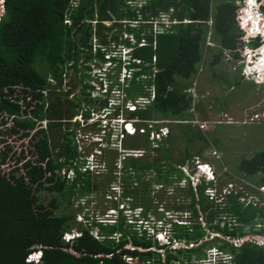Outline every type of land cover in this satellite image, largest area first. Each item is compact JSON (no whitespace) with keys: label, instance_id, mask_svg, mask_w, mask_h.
I'll return each instance as SVG.
<instances>
[{"label":"trees","instance_id":"obj_1","mask_svg":"<svg viewBox=\"0 0 264 264\" xmlns=\"http://www.w3.org/2000/svg\"><path fill=\"white\" fill-rule=\"evenodd\" d=\"M131 1L78 0L76 10L70 11V24L64 22L70 0L4 2V13L0 17V114L13 115L14 125L9 130L20 129L24 136L35 128L34 118L47 117L48 122L46 128L35 129L31 136L34 158L39 163L32 165V161L26 160L22 164L24 172L0 173V264H132L128 257L136 258L140 264H195L201 259L209 261L204 248L211 246L230 256L231 264H264V244L246 240L236 245L234 241L245 235L264 237V206L252 200H241L242 196L255 195L256 191L260 194L255 186L243 184L237 190L232 185L223 191L228 188L227 184L236 183L234 175L228 173L216 174L215 181L197 179L192 182L181 167L192 166L190 143L205 140L202 133H187L191 124L175 123L184 144L181 155L174 156L171 134L161 140L150 139L151 128L148 123L146 126L147 121L180 116L192 106V96L186 89L202 60V42L209 17L212 37L218 47L211 50L208 68L221 60L222 48H236L242 35L235 20L236 0H148L140 8L136 27L118 22L125 17L136 19L138 16L128 5ZM161 11L179 20L193 21L173 25L171 31L154 35L150 20ZM94 19L99 20L95 37L100 43L132 46L129 61L139 70L123 87L125 100L147 96L148 85L153 84L156 94L148 106L129 111L124 104H111L108 110L107 105L113 98L110 90L103 98L92 96V86L85 80L91 79L89 62L93 57L94 26L90 20ZM104 19L111 24L104 25ZM244 28L248 30V26ZM124 32L133 35V44L123 38ZM142 39L145 44L138 45ZM96 55L104 60L102 52ZM154 55L156 62L152 63ZM73 56L77 61L76 84L78 76L86 83L81 84L80 93L62 100L60 96L71 94L59 93L58 87L62 83L63 68ZM40 59L46 61L43 72L36 68ZM49 77L55 84L48 81ZM232 81L238 84L239 77L232 76L227 85L233 86ZM18 84L24 85L22 92L31 95L28 101L23 97L24 109L12 97L13 86ZM115 84L118 85L116 79ZM26 85L42 86L50 92V101H45L43 93L28 91ZM97 107L106 110V114H98L95 121L88 123L90 110ZM77 113L82 115L83 122L72 121ZM120 114L123 119L137 118L139 122H134L135 125L146 126L144 133H122L120 143L124 151L113 146L118 139H112L110 126L112 118ZM79 127L83 131L92 129L87 130L91 133L89 136L81 139L82 146L76 141L75 132ZM94 136L100 137L99 141H94ZM206 139L210 140L208 136ZM102 142L108 144L102 146ZM205 146L203 143L197 146L200 147L197 155ZM96 148L99 152L95 155L108 156L107 164L96 169L85 167L82 171L78 163H84L82 158ZM140 148L143 149L141 155L126 151ZM0 157L5 161L6 152H1ZM119 163L121 170L117 169ZM63 168L74 172L72 183L61 175ZM237 168L247 178L259 175L264 184V147L249 156L242 155ZM121 177L129 185L127 206L141 208L139 224L127 222L122 214L119 216L118 204H115L118 214L112 222H92L98 227V233H93V226L79 223L75 226L78 236L65 241L63 233L74 228L70 224L74 215L56 212L60 196L72 204L76 184L80 191L99 193ZM135 182L137 185H132ZM208 189L214 195L207 194ZM43 191L50 195L47 202L42 197ZM260 200L263 202V196ZM176 211L178 213L174 214ZM160 230L168 234L167 243L150 235ZM211 232L217 235L209 238ZM174 241H183L184 246L173 247ZM215 241L218 243L214 245ZM192 243L198 244L189 246ZM39 246L42 249L40 261H26L27 255Z\"/></svg>","mask_w":264,"mask_h":264},{"label":"rangeland","instance_id":"obj_2","mask_svg":"<svg viewBox=\"0 0 264 264\" xmlns=\"http://www.w3.org/2000/svg\"><path fill=\"white\" fill-rule=\"evenodd\" d=\"M243 2L244 0L236 1L238 6H240L238 7L237 14L240 13L243 14L245 12L247 18L248 16L247 14H249V12L246 11V9L243 10L242 8ZM250 20H252V26H251L252 29L254 18ZM256 29L260 30L256 32L264 33V29L262 27L259 26ZM93 45L95 46V43L92 44V49H93ZM262 50L263 49H261V51ZM125 52H127V50H125ZM210 54L211 51L209 50V52L206 53L205 59L203 61L204 68L199 74L196 83V91L201 97H198L196 99V104L194 105L196 107L194 108V111L193 112L189 111L183 115L175 117L174 119H159L157 121L161 122V124H166L168 126L169 133H166L165 136L171 134L173 138L174 156L181 155V152L183 151L184 142L181 139L177 129H175L174 126L175 123L167 124L165 122H180L181 120H186L187 122L192 123V125H194L197 128V126L191 120L198 119L201 121H206L207 126L203 129V131L210 139L211 148L208 151L206 149L203 152L202 156H200L197 159L200 160V163L207 164L205 165L207 166V168L211 167V170L207 171L209 173V177L210 175L216 177V174L219 175L220 173H228L234 175L236 179V183H233V187H235L237 190H240L243 187V184H248L255 187L260 186L259 184L256 183L259 175L247 178L244 174L239 172L237 166L239 163V158L242 155L249 156L255 150L264 147V123L252 124L251 122H248V119H246L248 112H250L253 108L260 110L264 109V83L255 82L254 83L255 86H250L248 83H245V85L244 83L235 84V82L232 81L231 85H233L234 87L231 89L230 86L227 84L229 81H231L232 75L234 76L236 75L232 73L228 63L225 62V60H222L218 62L215 66L208 68L209 66L208 60ZM263 55L264 54H261L258 57L257 61H259ZM124 58H127V56H124ZM257 61L255 63H257ZM45 63H46L45 60H41V59L38 60L36 67L37 70L39 69L41 72H43ZM96 66H97L96 63L91 64L92 73H93V68ZM74 69H75V62L73 56L72 59L68 62V67L66 68V72L68 75L66 77L67 78L66 82L64 81L65 84L64 89L66 90L69 89V87H72L75 89V92H77L78 87L73 86L76 80L72 74L74 72ZM116 71H118V69H116ZM120 81H122V79H120ZM239 81L242 82L244 81V79L240 78ZM190 82L191 80L189 81V85ZM107 83L108 85L110 84V82L108 81ZM93 84L95 86V89L100 91L97 83H93ZM117 88L120 90L121 86ZM93 96L103 98L99 92H95ZM110 106L111 104L107 106L108 110H111V108H109ZM106 112H107L106 110H103L100 107H97L96 109L95 108L91 109L89 114L91 115L92 118L88 120V123H90L91 120L96 119L98 114L101 115L103 114L104 116ZM224 114L226 115L224 116ZM75 119L83 121L80 115L75 116L73 120ZM224 119L228 121L230 120V123L223 122ZM6 122H7L6 124H0V138H3V140L0 141V149L7 150V146L11 147V149L7 152L6 160L4 162L0 161V171L2 173L7 172L9 169L20 167L21 160H26L28 156H30L32 159H34L35 157V154L32 153V151H34L33 150L34 146L31 145V136H29L34 132V130H31L30 134H28L27 136H23L21 135L20 129L17 132H12L9 130V128L14 125L12 120L7 119ZM36 126H38L37 122H36ZM110 126L112 127V132H113L112 139L116 140L117 137L115 134L120 133L123 126L121 125V123H116L114 120H112ZM81 128L82 127H79V129H77L75 132L78 141L81 140L83 137L89 136L91 134L87 130L90 131L92 130L87 128L86 130L83 131V129ZM56 134H58V131L56 132ZM201 143L205 144L203 140L198 143L191 142L190 143L191 150L189 152H194L197 149V146ZM123 150L124 149L120 148V151ZM94 151L95 150H92L93 154H89L87 157H85L86 161L87 158H91L92 155H94L95 157ZM126 151H131L133 152L134 155L142 154V153H138V151L134 149H128ZM22 153L24 155V158L21 159L20 161H17V157L21 156ZM97 156L101 163L100 167L103 168L107 164L108 156L107 155L104 156L97 155ZM174 160L176 161L177 159L174 157ZM71 162L73 164L75 160ZM78 164L80 165L81 170L83 171L84 170L82 167L83 162H79ZM197 165L198 164H196V161H194L195 171L192 176L194 177L195 180L196 178H199L200 175L202 174L200 171H198ZM121 167L122 165L119 163L117 165V169L121 170ZM185 169L187 173H190V170L192 168L185 167ZM60 173L67 180H69V183H72V179L74 178L73 171H69L63 168L61 169ZM81 178H83V176ZM129 182L130 181L128 180V183ZM135 184L137 185V182L133 183L132 185L135 186ZM121 185L123 186L125 191L123 190ZM77 186L78 184L74 186L75 197L73 199V203L69 204L66 199L60 196V204L58 209L56 210L57 213H72L74 215V218L70 221L72 227L74 226L71 233L77 234V227L75 226H77L79 223H81L84 226H88V225L93 226V230H92L93 233L94 234L98 233L99 231L98 227L96 225H93L92 222H98V221H102L103 223L105 221L112 222L113 219L118 214V209L114 207L115 204H118L119 216L122 214L123 216L126 217L127 222L139 224L140 217H138V215L139 212L141 211V208L135 207V210L128 209L126 203L128 198L127 194H128L129 185H127L124 182L122 177L109 183V185L106 187V190L104 192L99 191L98 193L97 191H93V192L80 191L76 189ZM226 186L229 187L231 185L227 184ZM253 194H255L253 195V198L255 200L260 201V196L262 195L259 194L257 191L254 192ZM42 197L44 201L47 202V200L50 198V195L47 191H43ZM261 204L262 206H264V198ZM158 209L160 210L161 207L159 206ZM176 213H178V211L174 212V214ZM256 226H259V224H257ZM211 233L212 234L209 236V238L217 235L214 232ZM161 234H165V230H162ZM113 235L115 237L120 236V234H113ZM71 236L73 235L67 237L70 238ZM159 237H161V235H159ZM162 241L164 242L165 240ZM218 241H215L214 245L218 243ZM177 245L178 244L176 243L175 246ZM189 246H191V244H189ZM206 249L207 247L204 248L205 251ZM211 249L212 251H214L213 248ZM196 264H203V263H196Z\"/></svg>","mask_w":264,"mask_h":264},{"label":"clouds","instance_id":"obj_3","mask_svg":"<svg viewBox=\"0 0 264 264\" xmlns=\"http://www.w3.org/2000/svg\"><path fill=\"white\" fill-rule=\"evenodd\" d=\"M133 1L134 0H132L130 3H128V5L131 7V9H135L136 12L138 11L137 12L138 16L136 17V19H128L127 17H125L123 19H120V20L117 19V20H118V22H121L123 24L127 23L130 26H132V27H136L137 24H138V20L140 18V16H139L140 8L148 0H144V2H143V0H140L141 1L140 5H138V3H134ZM4 2H5V0H4ZM236 6L237 7H236L235 20L237 22V25H238L239 29L242 31V35L239 36L238 42H237V46H236L235 49H226V48H222L221 49L222 50V55H221V60L220 61L225 60V62L228 63L229 68L232 71V73H234L237 77H239V80H240V78L244 79V81H242V82H244V84L247 83V82H250V83H255V82L256 83H264V57H261V59L259 61H257L258 57L264 51V33L256 32V34L254 35L252 31H259V29H256L254 27L253 29L246 30L244 28V24H245L244 22L245 21L248 22V20L252 19L251 11L253 12V15H255L257 17L256 18L257 20L260 17L261 21L264 22V0H255V3H253L252 0H244L242 8H243V10L246 9V11L249 12V15H248V17L246 19L242 18V14L241 13L237 14L238 7H240V6H238L237 3H236ZM77 7H78V0H70L68 8L66 10L64 22H66V20H69L67 22L69 24L72 22V19L69 17V14H70V11L73 12L74 10H76ZM138 7H140V8H138ZM212 8H213V6H212ZM3 13H4V10H3ZM162 13L167 14V21L166 22L161 20L160 15ZM106 21L109 23V24H106V26H109L111 24L110 20L104 19V20H102V23L104 24ZM150 21H151L150 23H152V28L154 26V23H156V25L159 26L162 29V31H160V32H154V29H153V34L156 35V34L167 33L169 31H171L173 29V27H172L173 25H176V24H179V23H189V22H192L193 20H190V19H187V18H184L183 20H179L178 18L173 17L169 12L161 11L157 15L152 17ZM90 22L94 26V28H93L94 34H93V37L91 39V43L92 44L95 43V46L93 45V48L95 47V50L92 49L93 57H92L91 61L89 62V65L91 67V64H95L96 63L97 66L93 68V73L94 74L92 73V67H91V70H90L91 79L90 80H85V81L88 82L92 86V88L90 89V91L92 93V96H93V94L95 92H99L102 95V97H104L105 96V92L107 90H110V92L113 94V98L108 103V105L109 104H119V105L124 104L125 108L127 110H129V111H134V110L137 109V107H142L143 108V107L148 106L149 104H151L153 102V100L155 98V94H156L155 85H153V84L148 85L149 94L147 96L140 95V96H137L136 99H133V100L129 99L127 101L125 100V93H124L123 87L125 85H128V83L131 81V78L133 77L134 72L139 70V68L137 66L136 67L131 66V62L129 61L130 60L131 51H132V46H127L126 44H123V43L114 44V45H104V44L100 43L98 41V39L95 37L96 25L99 22V20L94 19V20H90ZM206 23H207V29H206V32H205L204 40L202 42V50H203L202 60L200 61V63L197 66L196 73L194 74L193 78L191 79L189 87L186 89V91L189 92L191 94V96H192V106L190 107V109L187 112H189V111L193 112L194 111V108L196 107V106H194L196 104V99L198 97H201L196 91V83H197L199 74L201 73V71L204 68L203 61L205 59L206 53L209 52V50L211 51L214 48L218 47L217 42H215V40L212 37V30H211L212 19H211V17H209L206 20ZM255 23H256V21L253 20V25H255ZM249 25H251V22H249ZM262 28L264 29V25L262 26ZM250 33H251V35H250ZM130 37L132 38L133 41L130 40ZM123 38H128L130 40L131 44H133L135 42V38L130 33L124 32L123 33ZM255 41L257 42V44H255ZM143 44H145V42H143V39H142V40L139 41L138 45H143ZM113 48H115V49H113ZM123 49H128L127 52H125V55H124V56H127V58H124L122 56ZM261 49H263V50L261 51ZM98 51L103 53L104 60H101L96 55L98 53ZM235 53H238L237 57L235 56ZM106 54H110L111 55L110 58H108V57L105 58ZM95 57H97L99 59V61L95 62L94 61ZM228 57H231V59H227ZM132 61L137 62L135 59H132ZM256 61H257V64L255 65ZM154 62H156V56L155 55L152 56V63H154ZM104 63H105V65H104ZM67 67H68V62L65 64V66L63 68V71H62V74H61L62 83L58 87V92L59 93H61V91H63V92H71V94H67L66 96H60V97H63L62 100L66 99V98H72L75 94L80 93V91L82 89V85L81 84L82 83H86L84 80H82L80 78V76H78V74H79L78 73L77 76H78L79 82L76 84L77 79H76V76L74 74V72L76 71V68H77V61H76L75 62V69H74V72L72 74H73L74 78L76 79L75 80V84H73V85H74V87H78V91L75 92V89L72 88V87H69V89L65 90L64 89V87H65L64 81L66 82V80H67V78H66L67 75H68L67 72H66V68ZM116 69H118L119 71H116ZM123 70H126V72H124L125 75L123 76L122 81H120L121 75L123 73ZM154 71H156L155 68H154ZM261 72H263V73H261ZM259 74H261L262 76H260ZM94 75H95V77H93ZM232 76H234V75H232ZM257 78H258V81H256ZM104 79H105V82H104ZM115 79L118 80V85L117 84L113 85V82H114ZM48 81H50L52 84H55V81H54V79L52 77H49ZM91 81H93L94 83H97V85L99 86V90L100 91L95 89V86H94V84ZM107 81L110 82L109 85H108ZM238 83H241V82L239 81ZM22 86H24V85L18 84V85L13 86L14 91L12 93V97H13L14 101H18L20 103V105H21V108L24 109V108H26V105L24 104V98L23 97L25 96L26 100L28 101V100H31V95L22 92ZM117 86L118 87L121 86L120 90L117 88ZM25 87H26V89L28 91H30V90L31 91H35L39 95L42 94V93L45 94L44 95L45 101L46 102L50 101V99H49L50 92H48L46 89H43L42 86L32 87L30 85H26ZM233 87L234 86H231L230 88L232 89ZM103 88H104V90L102 91ZM35 101L36 100H33L32 103H35ZM40 103L42 104L41 99H40ZM32 106L33 105H31V107ZM131 106H133V107H131ZM46 109H47V104H46ZM256 111L264 112V109L260 110V109L253 108L250 112H248L247 117H246V119H248V122H250L249 116L253 112H256ZM77 115H80L81 118H83L82 115L79 114V113L74 115L73 118L75 116H77ZM120 115L115 117V118L114 117L112 118V120H114L116 123H121V125L123 126L121 132L115 134L117 139H118L117 144L113 143V146L117 145V148H118L119 151H120V148H122L121 143H120V139L122 137V133L127 132V133L132 134L135 131L138 132V133H144L145 130H146L145 127L147 126V123H148L149 127L151 128L150 133H149V138L150 139L161 140V139L166 137L165 136L166 133H169L168 126L166 124H161V122H158L157 120L154 121L155 123H157V127L154 128V122L153 121H147L146 122V126L140 125V124L139 125L138 124L135 125V124H133L134 122H139V120L137 118H134V119H123L124 116L122 114H120ZM225 115L226 114H224V116ZM13 118H14L13 115L8 116L6 113H2V114H0V124H6L7 123L6 122L7 119H10V120L13 121ZM73 118H72V121L78 120V119L73 120ZM174 118L161 117V118H158V120L159 119H174ZM34 120H35V128L32 129V130H35V129L40 128V127L46 128V124L48 122V118L47 117H44L43 119L34 118ZM95 120L96 119H94L93 121H95ZM112 120H111V122H112ZM191 121L197 126L198 129L194 125H192V123L187 122L186 120H181L180 122H165L167 124H169V123H177L178 125H187L186 123H189L191 125H188L189 128L187 129V133H189V132H200V133H202V136L205 138V140H203V141L205 142L206 146L204 147V149L201 151V153L199 155H197L198 154L197 151L200 149V147H197V149L194 152H190L191 154H193V159L191 160L192 166H189L188 164H185L181 168L185 171V174L189 177V179L192 182L196 181L197 179H199V180L200 179H204L207 182L215 181L216 180L215 176L210 175V177H209V173L207 171L203 170L204 166L207 165V164L200 163V160L197 159L200 156H202L203 152L206 149L208 151L211 148L210 140L207 141V139H206L207 135L203 131V129L207 126V122L206 121H201V120H198V119H194V120H191ZM36 122H37L38 126H36ZM43 122H44V124H43ZM223 122L230 123V120L228 121V120L224 119ZM13 123H14V121H13ZM251 123L254 124V123H264V122L263 121H253ZM30 131L31 130H29L28 134H30ZM32 134H30L29 136H32ZM93 138H94V141H99L98 139H100V137H96V136H94ZM2 140H3V138H0V141H2ZM107 144H108L107 142H102V146L107 145ZM8 147H7V150L0 149V154L3 151L6 152V158H7V152L11 149V147H9V148ZM136 151H138V153H143V149H141V148L137 149ZM94 152H99V150L96 148ZM32 153H33V151H32ZM91 154H93V153H91ZM21 156L17 157V161H20L21 159L24 158L23 153L21 154ZM240 158H239V161H240ZM82 159H84V163H83V166H82L84 170H85V167H88V168H91V169L93 167V169H96L95 167H97V166L100 167V165H101L97 155H95V157H94V155H92L91 158H87V161H86L85 158H82ZM194 159H196V160H194ZM26 160L32 161V165H34L35 163H39V162L35 161V158L32 159L30 156H28L26 158ZM26 160H21V166L20 167H15L13 169H9L7 172H3V173L0 171V173L7 175L8 172L11 171V170H13L14 173H16V174L22 173V172L25 171V168L22 166V164ZM0 161H2L1 157H0ZM194 161H196V164H198L197 165L198 171H200L202 173L199 178H196V180L192 176L194 171H195ZM2 162H4V161H2ZM185 167H191L192 168L190 170V173H187ZM19 169H20V171H19ZM210 170H211V167H208V171H210ZM69 171H72V169H69ZM256 175L257 174L252 175V177L256 176ZM256 182H258L260 186H256L255 188L260 192V194L264 198V184L260 181L259 178L257 179ZM230 185L232 186L233 184H230ZM231 186H229L228 188H225L223 191H225L226 189H230ZM206 191H207V194H211L210 193V191H211L210 189H208ZM211 195H214V193L211 194ZM211 195H210V197H211ZM241 200H244L245 202H247L248 200H252L254 203H256V205L258 203L261 204V202H262L261 200L260 201L255 200L253 198V195H249L248 197L242 196ZM126 205H127V203H126ZM128 209L135 210V208H129V207H128ZM139 216H140V214L138 215V217ZM161 231L162 230L157 231L155 234H150V235L156 237V239L159 242H161V243H167L168 242V234H161ZM70 235H73V236L68 238L67 236H70ZM159 235H161V237H159ZM75 236H78V231H77V234H73V233H71V231H65L63 233V238H64L65 241H70ZM162 240H165V241L163 242ZM246 240L256 241L257 244H264V237L261 236V235H245V236H242L241 238L235 239L234 241L236 242V245H237V244H240L241 242L246 241ZM176 243L178 244L177 246H175ZM197 244L198 243H192L191 246H195ZM183 245H184L183 242H177V241H174L173 244H172L173 247H180V246H183ZM211 248H213L214 251H212ZM206 251L208 253L209 261H207L205 259H201V260L196 261L195 264L196 263H203V264H209V263L210 264H231V259H228V258H230V256H228L226 253L218 250V248L216 246H211L210 248H207ZM214 252H216V253H214ZM41 257H42V249H41V246H39L37 249H35L34 251H31L27 255L26 261H33L35 263H38L40 261ZM127 260L129 262H131L132 264H140L137 261L136 258L128 257Z\"/></svg>","mask_w":264,"mask_h":264},{"label":"built area","instance_id":"obj_4","mask_svg":"<svg viewBox=\"0 0 264 264\" xmlns=\"http://www.w3.org/2000/svg\"><path fill=\"white\" fill-rule=\"evenodd\" d=\"M134 3H138V5H140L141 4V1L140 0H134L133 1ZM143 2H144V0H143ZM3 10H4V0H0V16L2 15V13H3ZM160 17H161V20L162 21H164V22H166L167 21V14H164V13H162L161 15H160ZM69 20H66V22H68ZM105 24H109L107 21L105 22ZM153 29H154V32H160V31H162V29L159 27V26H157L156 25V23H154V26H153ZM130 40H132V38L130 37ZM133 41V40H132ZM94 50H95V47L93 48ZM125 50H128V49H123V54H122V56L124 57V55H125ZM110 54H106L105 55V58H110ZM227 59H231V57H228ZM137 62L139 61L138 59H135ZM94 61L95 62H97V61H99V59L97 58V57H95L94 58ZM124 72H126V70H123V73H122V75H121V79H123V76L125 75V73ZM260 76H262L261 74H259ZM94 77V76H93ZM256 81H258V78H257V80ZM92 83H94L93 81H91ZM105 86V85H104ZM104 89V88H103ZM103 89H102V91H103ZM116 91V90H115ZM131 107H133V106H131ZM92 117L90 116L89 118H88V120L89 119H91ZM83 119V118H82ZM249 120H250V122H253V121H263L264 122V112H259V111H256V112H253L250 116H249ZM93 120H91L90 122H92ZM80 122H83V121H80ZM94 139V138H93ZM76 141L77 142H79V144H80V146H82L81 145V140H79L78 141V138H76ZM78 149H80L79 147H78ZM214 253H216V252H214Z\"/></svg>","mask_w":264,"mask_h":264},{"label":"bare ground","instance_id":"obj_5","mask_svg":"<svg viewBox=\"0 0 264 264\" xmlns=\"http://www.w3.org/2000/svg\"><path fill=\"white\" fill-rule=\"evenodd\" d=\"M246 13L244 12L243 14H242V17L244 18V19H246V15H245ZM243 15H245V16H243ZM247 15H249V14H247ZM251 16H252V18H254V20L256 21V23H255V25H253V27H252V29L255 27V28H258L259 26L260 27H262L263 25H264V22L263 21H261V19H260V17H259V19L257 20L256 18V16L255 15H253V12L251 11ZM249 22H251V25H249ZM244 26H248V29H251V26H252V20H248V22L247 23H245L244 24ZM260 31V30H259ZM253 32V34H255L256 33V31H252ZM262 54H264V53H262ZM262 57H264V55L262 56ZM257 63H255V65H256Z\"/></svg>","mask_w":264,"mask_h":264},{"label":"snow or ice","instance_id":"obj_6","mask_svg":"<svg viewBox=\"0 0 264 264\" xmlns=\"http://www.w3.org/2000/svg\"><path fill=\"white\" fill-rule=\"evenodd\" d=\"M252 2L255 3V0H252ZM244 23H247V21H245ZM250 35H251V33H250ZM203 170H204V171H208L207 166H204V169H203Z\"/></svg>","mask_w":264,"mask_h":264},{"label":"flooded vegetation","instance_id":"obj_7","mask_svg":"<svg viewBox=\"0 0 264 264\" xmlns=\"http://www.w3.org/2000/svg\"><path fill=\"white\" fill-rule=\"evenodd\" d=\"M80 61H82V59H81V58L79 59V62H80Z\"/></svg>","mask_w":264,"mask_h":264}]
</instances>
